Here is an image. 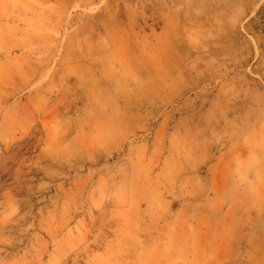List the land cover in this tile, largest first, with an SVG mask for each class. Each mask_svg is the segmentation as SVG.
I'll return each instance as SVG.
<instances>
[{"label":"rangeland","instance_id":"rangeland-1","mask_svg":"<svg viewBox=\"0 0 264 264\" xmlns=\"http://www.w3.org/2000/svg\"><path fill=\"white\" fill-rule=\"evenodd\" d=\"M0 264H264V0H0Z\"/></svg>","mask_w":264,"mask_h":264}]
</instances>
